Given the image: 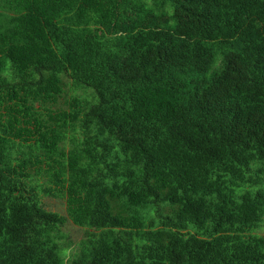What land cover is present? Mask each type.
<instances>
[{"label":"trees","instance_id":"1","mask_svg":"<svg viewBox=\"0 0 264 264\" xmlns=\"http://www.w3.org/2000/svg\"><path fill=\"white\" fill-rule=\"evenodd\" d=\"M262 228L264 0H0V264H264Z\"/></svg>","mask_w":264,"mask_h":264},{"label":"rangeland","instance_id":"2","mask_svg":"<svg viewBox=\"0 0 264 264\" xmlns=\"http://www.w3.org/2000/svg\"><path fill=\"white\" fill-rule=\"evenodd\" d=\"M46 208L50 210L57 211L63 215L66 214V205L65 199L62 198H45ZM64 234L67 236L66 238L70 241L71 245L67 247V253L75 251L77 249L78 242L83 238L85 229L79 227L72 223V221L68 220L66 224L62 228ZM261 234L264 232V228L259 231Z\"/></svg>","mask_w":264,"mask_h":264}]
</instances>
